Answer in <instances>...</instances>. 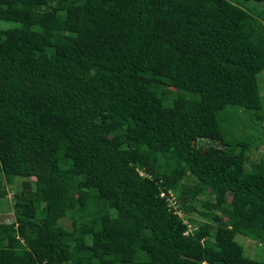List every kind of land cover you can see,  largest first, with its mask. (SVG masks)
Here are the masks:
<instances>
[{
    "label": "trees",
    "instance_id": "trees-1",
    "mask_svg": "<svg viewBox=\"0 0 264 264\" xmlns=\"http://www.w3.org/2000/svg\"><path fill=\"white\" fill-rule=\"evenodd\" d=\"M252 1L0 0V264H264Z\"/></svg>",
    "mask_w": 264,
    "mask_h": 264
},
{
    "label": "rangeland",
    "instance_id": "rangeland-1",
    "mask_svg": "<svg viewBox=\"0 0 264 264\" xmlns=\"http://www.w3.org/2000/svg\"><path fill=\"white\" fill-rule=\"evenodd\" d=\"M250 7H255L257 9H262L264 2L252 1L248 4ZM13 26L10 23H5L0 21V28L9 29ZM258 85L260 95L263 97V109H264V70L258 74ZM235 118L239 119L237 126L235 128L239 133V137L243 135L250 134L252 135V146L249 151V162L257 161L262 152H264V116L261 121L257 120V117L252 114V112L244 111L241 108L236 110ZM210 144L221 146V143L212 140ZM249 162L246 164L247 167L250 166ZM33 177H22L16 176L13 177L12 182H6L7 189V200L0 199V222H13L15 219L14 210H13V195L18 188L20 187L23 181H33ZM174 203L171 204V208L177 212H180L182 215V203L183 198L177 197L176 193ZM195 219L198 217L196 214H193ZM226 219V218H225ZM60 224L64 227L71 229V219L62 218ZM214 227V226H213ZM212 227V228H213ZM235 240L244 246L245 254L254 259H261L264 257V244L258 243L255 240L248 238L240 233L235 235Z\"/></svg>",
    "mask_w": 264,
    "mask_h": 264
},
{
    "label": "built area",
    "instance_id": "built-area-1",
    "mask_svg": "<svg viewBox=\"0 0 264 264\" xmlns=\"http://www.w3.org/2000/svg\"><path fill=\"white\" fill-rule=\"evenodd\" d=\"M164 194H165V193H161L162 196H163ZM169 196H170V197L172 196L171 192L169 193L168 197H169ZM170 197H169V199H170ZM172 197H173V196H172ZM172 197H171V198H172Z\"/></svg>",
    "mask_w": 264,
    "mask_h": 264
},
{
    "label": "clouds",
    "instance_id": "clouds-1",
    "mask_svg": "<svg viewBox=\"0 0 264 264\" xmlns=\"http://www.w3.org/2000/svg\"><path fill=\"white\" fill-rule=\"evenodd\" d=\"M203 264H206L205 262Z\"/></svg>",
    "mask_w": 264,
    "mask_h": 264
}]
</instances>
